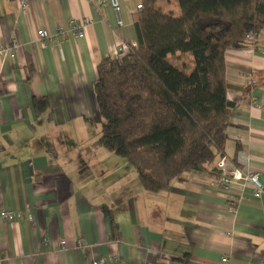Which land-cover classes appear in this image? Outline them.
<instances>
[{
  "label": "crops",
  "instance_id": "obj_1",
  "mask_svg": "<svg viewBox=\"0 0 264 264\" xmlns=\"http://www.w3.org/2000/svg\"><path fill=\"white\" fill-rule=\"evenodd\" d=\"M121 3L122 25L99 0H0V213L23 216L0 217V264H92L99 256L108 264H220L223 256L260 264L264 198L252 183L226 189L217 164L225 158L227 168L264 181V29L252 45L225 52L226 77L237 85L228 91L234 125L226 155L152 192L123 157L91 147L100 126L92 89L98 64L137 39L143 0ZM85 19L84 35L73 36V24ZM40 29L69 36L43 43ZM14 40L11 56L2 50ZM43 97L50 104L38 112L34 99Z\"/></svg>",
  "mask_w": 264,
  "mask_h": 264
},
{
  "label": "trees",
  "instance_id": "obj_2",
  "mask_svg": "<svg viewBox=\"0 0 264 264\" xmlns=\"http://www.w3.org/2000/svg\"><path fill=\"white\" fill-rule=\"evenodd\" d=\"M176 2L178 14L143 0L134 18L136 44L128 43L121 57L102 58L92 84L100 130L91 147L126 158L152 192L226 155L234 125L228 91L237 85L226 77L225 52L252 45L264 29V0ZM49 104L47 97L34 99L38 112ZM103 210L119 239L110 206Z\"/></svg>",
  "mask_w": 264,
  "mask_h": 264
},
{
  "label": "built area",
  "instance_id": "obj_3",
  "mask_svg": "<svg viewBox=\"0 0 264 264\" xmlns=\"http://www.w3.org/2000/svg\"><path fill=\"white\" fill-rule=\"evenodd\" d=\"M26 0H24L25 3ZM99 4H110L117 16H118V23L120 25L123 24V19L121 17L122 14V3L121 0H99ZM142 4L138 5V9H142ZM88 19L75 22L73 24V36L82 37L84 35V29L86 24L88 23ZM38 36L43 43L53 39L56 42H62L69 36V33L66 30H61L55 35H51L47 30L40 29L38 31ZM248 39L253 41L254 35H248ZM136 44L135 42H133ZM19 48V43L17 40L11 42L7 47L3 48V52L5 51L6 54L13 56L15 51ZM129 50L128 45H123L120 47L119 52L116 56L121 57L126 54ZM217 166L221 169V177L220 183L226 189H229L230 186L236 182H240L243 186L247 183H252L254 186V196L257 198H264V181L261 180L259 173L252 172V171H244L241 168H227L225 158H222ZM0 217L6 221L17 220L22 218V213L14 210L3 209L0 213ZM79 244L86 246L88 241L85 237H81L79 239ZM61 245L64 247L66 245V241H61ZM109 258L106 256H99L98 258L93 259L92 264H108ZM230 259L228 256H223L221 259L220 264H229ZM260 264H264V254L260 258Z\"/></svg>",
  "mask_w": 264,
  "mask_h": 264
},
{
  "label": "rangeland",
  "instance_id": "obj_4",
  "mask_svg": "<svg viewBox=\"0 0 264 264\" xmlns=\"http://www.w3.org/2000/svg\"><path fill=\"white\" fill-rule=\"evenodd\" d=\"M171 8H172L177 14L180 13V7H179V5H178L177 2L172 3ZM183 55L185 56V58H192V56H191L190 54H183ZM171 59L175 62V59H174L173 56H171ZM185 60H187V59H185ZM98 129L100 130V126H99ZM93 130H95V128H94ZM96 131H97V130H96ZM106 150H107V149H106ZM119 158H121V157H119ZM122 159L124 160V162H126V164H129L130 166H132L131 163H130L126 158L123 157ZM132 167H133V166H132Z\"/></svg>",
  "mask_w": 264,
  "mask_h": 264
}]
</instances>
